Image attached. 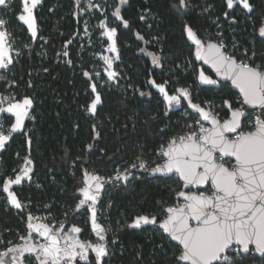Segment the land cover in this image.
<instances>
[{
	"label": "trees",
	"instance_id": "trees-1",
	"mask_svg": "<svg viewBox=\"0 0 264 264\" xmlns=\"http://www.w3.org/2000/svg\"><path fill=\"white\" fill-rule=\"evenodd\" d=\"M117 2L99 0L101 6L94 17L106 21L102 31L105 26L116 29L120 53L111 56L116 78L105 69L97 76L100 60L92 54L96 48L80 39L84 0H42L36 37L20 22L21 0L0 8L12 49L19 51L13 54V64L1 73L0 94L9 95L14 102L30 98L33 106L25 129L13 133L0 158L3 251L27 235L28 214L47 213L62 220L78 203L77 191L86 170L111 178L141 162L150 168L163 163L161 149L173 137L192 131V123L201 118L185 104V111L170 107L158 85H163L168 95L179 88L189 89L194 101L205 105L215 100L220 110L226 98H239L229 83L199 85L200 66L186 38V24L201 39L218 41L229 55L264 70V40L258 35L264 0H248L251 11L238 0L232 8L227 0H186L182 11H178L180 0H126L120 14L127 26L114 20ZM104 41L108 44L106 38ZM151 54L159 64L153 63ZM92 85L103 99L96 117L89 112L94 99ZM214 113L221 119L227 116L225 111ZM13 121L9 114L2 116L4 133ZM254 122L251 112L245 127L252 128ZM26 168L30 169L28 178L24 176L9 188L23 206L16 210L3 185L9 178L23 175ZM180 187L175 175L150 178L143 173L108 186L99 207V220L108 232L109 256L104 264H182L178 260L180 246L162 230L131 228L138 216L162 221L165 209L175 206ZM87 215L84 211L77 216L86 232ZM227 256L235 264H264V257L253 250L248 255L231 250ZM25 261L36 264L33 257Z\"/></svg>",
	"mask_w": 264,
	"mask_h": 264
},
{
	"label": "snow or ice",
	"instance_id": "snow-or-ice-1",
	"mask_svg": "<svg viewBox=\"0 0 264 264\" xmlns=\"http://www.w3.org/2000/svg\"><path fill=\"white\" fill-rule=\"evenodd\" d=\"M38 0H31V7L28 0H22L23 11L27 15H20L19 19L25 21L29 28L35 34L32 8ZM125 0H121L124 3ZM244 8L252 10V5L248 0H238ZM6 0H0V5H4ZM234 0H227L229 8L233 7ZM93 5H89L92 7ZM186 0H180L178 11L185 8ZM95 7H99L95 5ZM114 15L120 16V8L115 9ZM127 26L128 21H123ZM5 21L0 19V26ZM188 36L195 41L197 47L196 55L205 59L215 67L218 74L231 78L242 93L243 103L248 105H260L264 107V70L259 65L252 66L243 61H237L234 57L225 55L221 49L222 44L208 43L202 44L191 27L186 28ZM116 29H111L107 35L112 36ZM264 36V27L259 29ZM7 33L0 30V68L6 67L11 63L10 49L6 46ZM203 48V53L201 49ZM115 51V42L111 47ZM67 55V53H65ZM107 60V57H105ZM153 55V63L157 62ZM88 75V73H85ZM110 77L114 73L109 72ZM200 80L206 84H215L216 81L206 76L203 71L200 73ZM153 83H155L153 81ZM160 91L164 93L169 106L180 104L181 94L183 97H189L186 89H179L178 94L168 95L163 85H158ZM95 90V85H92ZM100 96L97 94L90 105V111L95 112ZM189 104L202 114L204 120H211L212 127L205 128L202 125L199 131H190L186 135L173 137L166 149H161L164 156L167 157L163 164L152 168V172H172L179 173L184 182V186L202 185L209 181L212 183L214 191L210 195L204 192L186 193L179 192L185 203L177 207L167 208L169 214L162 221V228L168 232L171 237L180 242L182 250L178 257L179 261L187 264H213L214 261L223 259L226 264H235L226 255L230 246L235 244L234 251L239 254L241 250L247 252L249 245H255V250L264 253V119L257 117L252 130L240 131L234 138H229L227 133H235L241 127V117L244 115L242 108L231 110L230 117L223 121L205 111L198 104ZM0 103H4L0 99ZM231 109V104L225 101ZM32 101L25 98L22 102L9 104L7 109L0 107V113H14L15 123L11 125L8 135L0 130V148L10 139L11 134L23 127L25 117L28 115L27 108ZM191 128V125L189 126ZM2 129V122H0ZM219 151L223 156H232L235 163L230 167L222 162H217L215 153ZM27 163H30L27 162ZM136 165H133L135 167ZM140 167H145L143 162ZM30 169L26 168L23 175H16L15 179L9 178L3 185V189L8 193L11 204L16 208L21 207L14 192L9 191L12 184H19L24 176L28 175ZM120 173H117L119 178ZM101 179L98 176L85 173V187L80 191L84 199L79 202L77 208L91 201L95 203L96 196L91 194V182L95 181V189L98 190L101 185ZM33 217L29 215L30 229H34L46 237V243L34 245L30 243L31 233L25 240V244L10 248L0 253V264H5V257L9 252L16 253L12 257L13 264L23 257L24 253H36L40 264H61L65 257L70 260L75 259L77 255L85 257L89 247L96 253L97 260L107 255V247L104 243L91 244V242H82L73 235L63 236V246L59 236L60 229H52L45 224H33ZM196 221L193 226L190 221ZM92 228L101 241L104 240V227L97 222L96 212L93 208L91 216ZM155 223V217L149 220L147 216H139L134 221V226L142 223ZM80 228L73 226L71 233H79ZM79 249V251H77ZM22 264V261H21Z\"/></svg>",
	"mask_w": 264,
	"mask_h": 264
},
{
	"label": "water",
	"instance_id": "water-1",
	"mask_svg": "<svg viewBox=\"0 0 264 264\" xmlns=\"http://www.w3.org/2000/svg\"><path fill=\"white\" fill-rule=\"evenodd\" d=\"M6 2H7V0H6ZM41 3H42V0H38V2L36 3V5L32 8V16H33L34 24H35V22H36V20H37V10H38V8H39V6H40ZM28 4H29L30 7L32 6V5H31V0H28ZM5 5H6V3H5L4 5H0V8L4 7ZM22 15H27V13H25V12L23 11ZM34 27H35V30H37V26H36V24L34 25ZM187 27H191V26H190L189 24H186V26H185V34H186V38H187V40L189 41V43H190L192 46H194V48H195V49H194V56H195L196 61H197L199 64H202L204 67L209 68V69L213 72V74L216 76V78H215V79H212V80H215L216 83H220V82H222V83H229V84L231 85L232 90L235 91V92H237V93L240 95L241 99H242V103H241V105L239 106V108H242L243 113H244V115L241 117V121H240V123H241V127H240L239 129H237L235 133H227L226 135H229V134H236V133L242 128V123H243V120L245 119V117H246L250 112H252V111H254V110H258V111H259V114H260V118H261V119H264V107H261L260 105H248V104H244V103H243V96H242V93L240 92V89H239L235 84L232 83L231 78H230V77H227V76H224V75H221V74H218L217 71H216V69H215V67H213V65H212L211 63L207 62L205 59H203V58H201V57H198V56L196 55V51H197V47H198V46L196 45L195 41L192 40V39L188 36L187 31H186V28H187ZM261 27H264V21H263V24L260 26V28H261ZM191 28H192V27H191ZM260 28H259V29H260ZM259 29H258V35L260 36V38H262V39L264 40V36L261 35V33L259 32ZM110 30H111L110 28H108L107 26H105V34H106V38L108 39V42H109V48H110V49H111V47H112V45H113V41L115 42V51H112V50H110V51H111L112 53H114L115 56H117V55H118V50H117V40H116V36H115V34L112 35V36L107 35V33H108ZM192 30H193V32L196 34L197 38H198L199 40L202 41V44H203L204 46H206V45H207L208 43H210V42H211V43H215V44H217V45H220V43L217 42V41L205 42L203 39H201V38L197 35V33L195 32V30H194L193 28H192ZM37 35H38V32L36 31V34H34V37H36ZM8 43H9V40H8V36H7V38H6V46H8L9 49H10V55H11V58H12V59H11V63H8L6 67L0 68V80H1V72H2L4 69L8 68L10 65H12V64H13V61H14V55H13L12 49H11V47L8 45ZM201 51H202V53H203V48L201 49ZM221 51H222L225 55H228L224 47H222ZM228 56H229V55H228ZM232 57H233V56H232ZM234 58H235V57H234ZM235 59L238 61L237 58H235ZM208 86H214V84H209ZM180 89H184V88H180ZM186 90H187V89H186ZM92 91H93L94 99H95V97H96L97 94L100 96V101H99V103H97V106H96V110H95V112H92V111L89 110V112H90L92 115H94V117H96V116H97V111H98L99 107L103 104V99H102V95H101V93L97 90L96 87H95V90H93V88H92ZM187 91H188V90H187ZM188 93H189V97H183V96H182V97L185 99V101H186L188 107L190 108V111H191L192 113H194V114L199 115L200 118H201V121H202L204 124H208L210 127H212L211 120H204L202 114H200L199 111H198L197 109H194V108H192V107L190 106V104H189V102H188L189 99L191 100V103L200 105L202 108L205 109V111L210 112L211 115H213V116H215L217 119L221 120V119L218 118L213 112H211L208 108L202 106V105L199 104V103L194 102V101L192 100V97H191V94H190L189 91H188ZM181 95H182V94H181ZM28 99H30V98H28ZM94 99H93V100H94ZM30 100L32 101V99H30ZM22 101H23V100H21V101H17V102H22ZM17 102H14V103H17ZM14 103H11V104H14ZM91 103H92V102H91ZM90 105H91V104H90ZM7 107H8V106H7ZM7 107H6V109H7ZM32 108H33L32 104H31V106H30L29 108H27L28 115H27V116L25 117V119H24L23 127H22L21 129H18L17 131H21V130H23L24 127L26 126L27 121H28V118H29V115H30L31 112H32ZM4 114H9V115H11V116H13V117L15 118L14 113L4 112V113H0V119H1V117H2ZM229 117H230V115H229ZM229 117H228V118H229ZM228 118H227V119H228ZM221 121H222V120H221ZM14 123H15V121H14ZM0 130H1V129H0ZM9 140H10V139H9ZM9 140L5 143V145L9 142ZM5 145H4L3 148H0V158H1L2 152H3L4 149H5ZM167 146H168V145H167ZM167 146H166V148H167ZM166 148H165V149H166ZM217 155H220L223 159H231V160H233V161L235 162V158L232 157V156H230V155H229V156H223L222 153H220L219 151H217V152L215 153V158H216V159H217ZM164 157H165V161H166L167 157H166V156H164ZM217 162H220V161L217 160ZM222 163H224V162H222ZM224 164H225V163H224ZM225 165H226V164H225ZM226 166H227V165H226ZM151 169H152V168L147 167L146 165H145V167H140V166L138 165V166H135V167L130 168L129 170H126V171H123V172H119V173H120L119 178H117V174L114 175V176L111 177V178H106V177H104V176H100V175H98V174H92L90 171L86 170V171L84 172L83 185H82V187H80V188L78 189V191H77V195L80 196V200H79V202H80L82 199H84V195H83V193H82L80 190H81L82 188L85 187V173H86V172H87L88 174L95 175V176H98V177L102 178V179H101V185H102V186H101L98 190H96V189H95V181H92V182H91L92 187H91L89 190H90L91 194H93V195L96 196L95 203L93 204L91 201H88V202H86L84 205H81L79 208H77V205H79V202H78V204L76 205V207H75L72 211H70V212L65 216V218H64V220H63V223H62L61 226L58 228V229L61 230L60 233H59V236H60V238H61V245L63 246V236H64V235H63V231H64V228H65L67 222L69 221V219L72 218L73 216H75L77 213H80L82 210H84V209H88V210H89V213H90V217H89L90 227H91V230H92L93 235H95V237H96V240H95L94 242H92V241H88V242H91V244H93V245L96 244V243H104V244L106 245L108 251H107V255H106V256L102 257L100 260H97V258H96V253L92 250L91 247H89V248L87 249V252L85 253L86 258L81 256V257H82L81 262H82V263H88L89 255H90L91 252H93L94 255H95L96 263H97V264H104L105 259L109 256L108 239H107V236H108V235H107V232H106V230H105V232L103 233V235H104V240H103V241H101L100 238L96 235V232H95L94 229L92 228V222H91L92 210H93V208L95 209L97 222H98L99 224H101V225L104 227V225L99 221V218H98V205L100 204L101 199H102V197H103V193H104V191L108 188V186H110V185H112V184H115V183H120V182L125 183L128 179H131L135 173H144V174L149 175L150 178H155V177H166V176L174 175V174H178V176H179V173H177L176 171H172V172H152ZM179 178H180V176H179ZM180 180H181V182L183 183V187H182L181 191L186 192V193H190V192H189V189H190V188L202 189L203 187H206V185H207V184H202V185H188L187 187H185V186H184V182L182 181L181 178H180ZM209 182H211V181H209ZM209 182H208V183H209ZM181 191H180V192H181ZM193 193H195V192H193ZM197 194H199V193H197ZM15 195H16V194H15ZM207 195H210V194H207ZM16 197H17V195H16ZM17 199L19 200L18 197H17ZM177 199H182V200H184V198H183V197H180L178 194H177ZM9 200H10V199H9ZM184 201H185V200H184ZM19 202H20V200H19ZM10 203H11V202H10ZM20 203H21V202H20ZM11 205H12L16 210H22V209H23L22 204H21V207H20V208H16L13 204H11ZM178 206H179V205H178ZM176 207H177V206H176ZM166 210H167V208L165 209L166 217H165L164 219H166L167 216L169 215V214L167 213ZM29 215H31V216L33 217V220L31 221V223H33V224H37V223L45 224V225H48V226L50 227L49 224H47V223H43V222L37 220V219L35 218V216H33L32 214H28V216H27V230H28V232H27V235L25 236V238L27 239V238L29 237V233H31V240H30V243H31V244L39 245V244H42V243H46L47 241H46V237H45V236L41 235L39 232H36L34 229H30V228L28 227V224H29ZM135 219H136V218H135ZM151 219H152V218H149L150 221H151ZM164 219H163V220H164ZM163 220H162V221H163ZM134 221H135V220H134ZM134 221H133L132 224H131V227H132L133 229H141V228H143L144 226H154V225H156L160 230L163 231V233H164L166 236H168V237L172 240L173 243H175V244H177L178 246H180V248H181V250H182V245H180V242L174 240L168 232H166V231L163 230V228H162V226H161V225H162V221L157 222V218H155V221H156L155 223L149 222V223H144V224L139 225V226H134ZM190 223H191L193 226H195L196 221L191 220ZM72 227H73V226L70 227V229H69V231H68V233H67L66 235L74 234L78 240H80V241H82V242H85V241H83L82 239L79 238V236H78L77 233H71V232H70V230L72 229ZM75 227H76V226H75ZM50 228H52V227H50ZM52 229H54V228H52ZM104 229H105V227H104ZM54 230H55V229H54ZM36 238L40 239V241H41V239H42L43 242H42V243H41V242H37V241H36ZM23 244H25V240H21V243H18V244L14 245V246H12V247H10V248H14V247H16V246H18V245H23ZM234 245H236L235 242L233 243V245L230 246L229 250H230ZM10 248H8V249H10ZM8 249H7V250H8ZM7 250H6V251H7ZM229 250L226 251V255H228ZM252 250H253L258 256H260V257H264V253H261V252H258V251L255 250V245H249V250H248L247 252H243V251L241 250V254H243V255H248V254H250V253L252 252ZM77 251H79V249H77ZM14 255H16V253L9 252L8 256L5 257V264H13L12 257H13ZM28 257H33V258L35 259L36 264H40L39 260L37 259L36 253H28V252L24 253L23 257H21L20 259H18V260L16 261V264H21V261H22V264H26V261H25V260H26V258H28ZM78 257H79V255H77V256L75 257V259H71V261H72V262L76 261V260L78 259ZM66 260H70V259H69L68 257H65L64 260L61 261V264H64V261H66ZM72 262H71L70 264H75V263H72ZM180 262H181L182 264H187V262H183V261H180ZM223 263H225V261H224L223 259L218 260V261H214V262H213V264H223Z\"/></svg>",
	"mask_w": 264,
	"mask_h": 264
},
{
	"label": "flooded vegetation",
	"instance_id": "flooded-vegetation-1",
	"mask_svg": "<svg viewBox=\"0 0 264 264\" xmlns=\"http://www.w3.org/2000/svg\"><path fill=\"white\" fill-rule=\"evenodd\" d=\"M13 2V0H7V2H6V5L5 6H9L11 3ZM101 4V3H100ZM41 5V4H40ZM99 5V4H98ZM4 6V7H5ZM39 8H40V6H39ZM39 8H38V10H39ZM38 10H37V12H38ZM22 13H23V7H22V0H21V12H20V14H19V16L20 15H22ZM264 21V20H263ZM20 22L29 30V33L30 34H32V35H34L33 34V31H32V29L31 28H29V26H28V24L25 22V21H22V20H20ZM35 24H36V26H37V30H35V34H36V31L38 32V23H37V20H36V22H35ZM34 24V25H35ZM105 38H106V34H105ZM107 39V38H106ZM108 40V39H107ZM205 41V40H204ZM212 41H215V40H212ZM205 42H210V41H205ZM218 42V41H217ZM220 43V42H219ZM221 44V43H220ZM108 45H109V42H108ZM223 45V44H222ZM223 47L225 48V46L223 45ZM194 46H193V57L195 58V56H194ZM117 50H118V55L117 56H119V53H120V51H119V49H118V46H117ZM226 50V49H225ZM227 52V51H226ZM227 54H228V52H227ZM112 55H114L115 56V54L114 53H112L111 51H110V48H109V53L107 54V58H109V56H110V58H111V56ZM229 55V54H228ZM117 56H115V57H117ZM229 56H232V55H229ZM233 57H235V56H233ZM236 58V57H235ZM196 60V59H195ZM239 61V60H238ZM197 62V61H196ZM198 63V62H197ZM199 64V63H198ZM199 73H198V77H197V80H198V83H199V85L200 86H203V87H219L221 84H222V82H220V83H215L214 84V86H208L209 84H206V83H203V82H201V80H200V73H201V71H203V73L206 75V76H208V77H210L211 79H215L216 78V76L213 74V72L209 69V68H206V67H204L202 64H199ZM115 68H114V66H113V62H112V58L107 62V65H106V68H105V70H107L108 72H112V73H114V76L113 77H117L118 76V74L116 73V71L114 70ZM205 69H208L210 72H211V74L210 73H208ZM226 84V83H225ZM228 84V83H227ZM230 85V84H229ZM230 87H231V85H230ZM180 89V88H179ZM179 89H177V90H179ZM176 90V92L174 93V94H172V95H176V94H178V91ZM189 92H190V94H191V97H192V100H193V96H192V92L189 90V89H187ZM21 101V100H20ZM194 101V100H193ZM225 101H228V102H230V104H231V109L228 107V104H226L225 103ZM194 102H196V101H194ZM14 103V102H13ZM168 103V102H167ZM196 103H199V104H201L202 106H204V107H206V108H208L211 112H213L214 113V110H218V113H222V112H226L227 113V116L225 117V118H220V117H218L215 113V115L218 117V118H220L222 121L224 120V119H227L228 117H229V115H230V113H231V110H233V109H236V108H239V106L241 105V103H242V99H241V97H240V95H239V98H235V96L234 95H231V99L230 98H226L225 100H224V108H223V110H220L221 109V107L220 106H217V104H220V103H218V102H215V100H214V102H213V100H210V101H206V104L205 105H203L202 103H200V102H196ZM184 104H185V106L190 110V108L188 107V105H187V103H186V101H185V99L182 97V95H181V100H180V104H178V105H176V104H173L172 106L173 107H175V109H177V110H182V111H185V107H184ZM169 105V104H168ZM251 113V112H250ZM250 113L245 117V119L243 120V123H242V128L236 133V134H229L228 135V137L231 139V138H234L236 135H238L239 134V132L240 131H250V130H252V128H247V127H245V123L246 122H250ZM31 115H32V112H31V114L29 115V118H28V121H29V119L31 118ZM13 117V116H12ZM2 118V117H1ZM14 118V117H13ZM14 121H15V118H14ZM14 121H13V123H14ZM28 121H27V123H28ZM255 123V122H254ZM254 123H252L253 125H254ZM27 125V124H26ZM209 128H211L208 124H206ZM252 125V126H253ZM251 126V127H252ZM26 127V126H25ZM25 127H24V129H25ZM23 129V130H24ZM23 130H21V131H23ZM21 131H16V132H21ZM14 133V132H13ZM13 133L11 134V137H12V135H13ZM5 135H8V133H4ZM10 137V138H11ZM166 148V146L163 148V149H165ZM162 155H163V153H162ZM163 157H164V155H163ZM217 160L218 161H220V162H224L227 166H231L232 164H234L235 162L233 161V160H231V159H223L220 155H217ZM165 162V157H164V161H163V163ZM229 162H231V163H229ZM163 163H161V164H163ZM160 165V164H159ZM153 168H155V167H153ZM135 174H139V173H135ZM144 174V173H143ZM175 176H177L178 178H179V176H178V174H174ZM174 175H169V176H166V177H170V176H174ZM149 176V175H148ZM166 177H163V178H166ZM133 178V177H132ZM131 178V179H132ZM180 179V178H179ZM128 180H130V179H128ZM127 180V181H128ZM180 182H181V180H180ZM82 185H83V183H82ZM82 187V186H81ZM182 187H183V183L181 182V187H180V189L178 190V192H177V194L181 191V189H182ZM212 191H214V189H213V187H212V183L211 182H209V183H207V185H206V187H203L202 189H195V188H190L189 189V192L190 193H193V192H195V193H200V192H204L206 195L207 194H211V192ZM105 192V191H104ZM104 194V193H103ZM79 196V195H78ZM103 198V197H102ZM79 200H80V196H79V199H78V202H79ZM101 201H102V199H101ZM101 203V202H100ZM185 203V201L184 200H182V199H177V195H176V204H175V206H172V207H176V206H178V205H182V204H184ZM78 204V203H77ZM76 207V206H75ZM74 207V208H75ZM99 207H100V204L98 205V218H99ZM73 208V209H74ZM72 209V210H73ZM71 210V211H72ZM87 212V224H88V226H89V231L88 232H86V229H85V227H84V225L82 224V222H80V220L77 218V216L79 215V214H81L82 212ZM70 212V211H69ZM68 212V213H69ZM67 213V214H68ZM66 214V215H67ZM42 216V218H41V222H43V223H47V224H49L50 225V227H52V228H54V229H58L60 226H61V224L63 223V220H64V218H65V216H64V218L62 219V220H60V221H58V220H56L55 218H52L49 214H47V213H42L41 214ZM143 216H146V215H143ZM89 217H90V213H89V210L88 209H84V210H82L80 213H77L75 216H73L72 218H70L69 219V221L67 222V224H66V226H65V228H64V231H63V235H66L67 233H68V231H69V229H70V227L71 226H76V227H78V228H80L81 229V231L79 232V233H77L78 234V236H79V238L80 239H82L83 241H85V242H88V241H92V242H94L95 240H96V237H95V235H93V233H92V230H91V227H90V221H89ZM139 217V216H138ZM148 217V216H147ZM137 218V217H136ZM149 218H152V217H149ZM100 221V220H99ZM101 222V221H100ZM157 222H159L158 220H157ZM102 223V222H101ZM103 224V223H102ZM132 224V223H131ZM142 224H144V223H142ZM142 224H140V225H142ZM104 225V224H103ZM105 227V226H104ZM148 227H156V228H158L156 225H154V226H144L143 228H141V229H136V230H145V229H147ZM132 228V227H131ZM133 229V228H132ZM105 230H106V232H107V229L105 228ZM70 235H73V236H75L74 234H70ZM107 235H108V232H107ZM76 237V236H75ZM107 239H108V236H107ZM22 240V239H21ZM43 242V240L41 239V243ZM21 243V242H20ZM108 249H109V245H108ZM81 260H82V257L81 256H79L78 257V259L76 260V261H74V262H72L71 260H66V261H64V264H70L71 262L72 263H75V264H88V263H90L92 260H94L95 261V263H96V259H95V255H94V253L93 252H91L90 253V255H89V258H88V263H82L81 262ZM97 264V263H96Z\"/></svg>",
	"mask_w": 264,
	"mask_h": 264
},
{
	"label": "built area",
	"instance_id": "built-area-1",
	"mask_svg": "<svg viewBox=\"0 0 264 264\" xmlns=\"http://www.w3.org/2000/svg\"><path fill=\"white\" fill-rule=\"evenodd\" d=\"M93 5L92 7H89V5ZM99 0H84V8H85V15H84V20L82 22V28H81V33H80V39L83 42V44H86L90 47L96 48V43H99L100 47L92 53L94 56H98L101 59L100 60V64H99V70L96 72L97 76H100L102 73V70H104L106 68L107 65V60L105 59V57H107V54L109 53V45L105 43L104 38H105V30L102 31V34L100 36H98V40L95 38V31L94 28L91 24V20L92 18L95 16V13L97 10H99L101 4H99ZM95 5H98L99 7H95ZM100 25H98L99 27ZM104 29V27H103ZM0 30H3L7 33L8 36V40L10 37L8 28L6 26V23L3 26H0ZM8 45L11 47L12 49V44L9 42ZM13 54H18L19 51H15L12 49ZM9 105V104H8ZM4 106L2 108H5L8 106ZM253 114V118L254 120H256L257 117H260L259 111L258 110H254L252 111ZM1 120V119H0ZM237 247V245H234L229 251H234V249ZM5 251H2L1 253H3Z\"/></svg>",
	"mask_w": 264,
	"mask_h": 264
},
{
	"label": "rangeland",
	"instance_id": "rangeland-1",
	"mask_svg": "<svg viewBox=\"0 0 264 264\" xmlns=\"http://www.w3.org/2000/svg\"><path fill=\"white\" fill-rule=\"evenodd\" d=\"M126 3V0H125V2L124 3H121V0H118V2L116 3V6H115V8H114V10H113V17H114V20H116L117 22H121L122 24H124L123 23V21H122V17H121V14H120V16L119 17H117V16H115L114 15V12H115V9L117 8V7H119L120 8V11H121V7L124 5ZM95 17V16H94ZM94 17L92 18V20H91V24H92V26H93V28H94V31H95V34H96V31H97V29H101V31H99V33H97L95 36V38L98 40V36H99V39H100V36H101V34H102V23L104 24L106 21L104 20L102 23L100 22V20H94ZM98 25H100L99 27H98ZM110 29H113V28H110ZM100 47V45H99V43L96 45V48L98 49ZM154 55V54H153ZM153 55L151 54V56H152V58H153ZM155 56V55H154ZM95 58L96 59H101L100 57H98V56H95ZM111 58H110V56H109V58H107V62L110 60ZM157 64H159V61H158V59H157V62H156ZM2 73V72H1ZM103 83V82H102ZM0 99H3L4 100V103H0V107H4V106H6V105H8V104H11V103H13L14 102V98H11L9 95H7V96H5V95H2V94H0ZM0 122H2V118H1V120H0ZM203 126V127H205V128H209L206 124H204L202 121H201V119L200 120H197L194 124L192 123V126H194V129H192V131H196V132H198L199 131V128H200V126ZM2 128H3V123H2ZM2 130V129H1ZM25 178H28V175L27 176H25ZM42 215L41 214H38L37 216H35V218L37 219V220H39V221H41V217ZM36 241L37 242H41L40 241V239H38V238H36ZM2 248L0 247V253L3 251V250H1Z\"/></svg>",
	"mask_w": 264,
	"mask_h": 264
}]
</instances>
